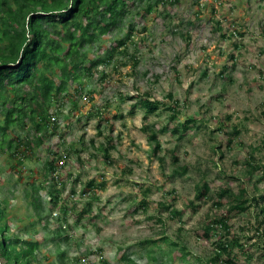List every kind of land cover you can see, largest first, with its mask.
<instances>
[{"label": "rangeland", "instance_id": "rangeland-1", "mask_svg": "<svg viewBox=\"0 0 264 264\" xmlns=\"http://www.w3.org/2000/svg\"><path fill=\"white\" fill-rule=\"evenodd\" d=\"M131 6L141 9L140 3ZM156 8V13L145 18L133 12L129 20L140 30L132 39L138 47L128 41V54L119 55L117 63L107 67L105 79L96 72L84 80V94H92V99H75L78 115L67 129L66 121L75 111L69 113L72 104L66 102L57 116L65 132L64 141L55 136L45 147L64 152L72 146L62 195L70 209L79 211L89 201L82 197L86 182L105 180V189L98 190L94 199V224L83 227L72 222L69 242L52 240L54 235L45 232L44 223L36 219L24 197L25 188H29L28 172L40 179L36 171L43 168L47 152L42 147L35 158L23 160L18 170L26 178L21 181V174L10 170L15 161L0 153V195L7 199L13 213L11 229L24 232V239L36 237L41 241L40 264H48L42 263L45 254L51 264H130L129 259L146 264L152 250L158 258L156 264H204L203 258L210 255L218 237L207 241L197 237L195 230L240 198L248 199L250 207L244 213H234L232 224L239 237L250 238L247 249L254 253V259L249 261L239 254L233 264H263L259 245L264 237L260 241L255 231L257 220L264 219V212H260L264 207V181L259 180L264 172V0H179L167 9L160 4ZM125 25V30L111 40L125 36ZM144 25L146 31H141ZM234 25L242 36L231 37ZM145 94L165 104L160 108L172 105L168 98L172 94L179 101L177 119L171 121L172 112L165 109L147 113L136 106L138 97ZM98 110L103 119L96 116ZM190 116L195 122L180 138V133L173 130H182ZM107 120L114 125L113 132ZM233 126H238L239 135L229 148L227 133H232ZM143 127L160 133L161 150L157 154L152 153ZM13 132L25 136L28 129ZM111 137L115 148L110 151L111 162L106 163L100 146ZM172 152L179 159L176 164ZM249 155L261 169L247 179L242 171ZM181 166L186 168L185 173H176ZM202 181L209 184L208 198L197 200V184ZM138 184L145 187L141 189ZM242 184L247 191L244 195L240 194ZM224 188L230 193L219 207L215 201ZM262 196L256 205L253 198ZM145 197L148 209L137 210ZM47 198L42 191L41 200L45 203ZM191 202L199 206L195 212ZM172 210L181 215L169 222ZM29 214L36 222L34 226L28 225ZM159 216L163 222L157 221ZM178 228L181 233L175 241L187 252L185 262L181 252L166 247L165 242L144 243L162 231L173 236Z\"/></svg>", "mask_w": 264, "mask_h": 264}, {"label": "trees", "instance_id": "trees-1", "mask_svg": "<svg viewBox=\"0 0 264 264\" xmlns=\"http://www.w3.org/2000/svg\"><path fill=\"white\" fill-rule=\"evenodd\" d=\"M178 1L0 0V153H6L12 162L15 161L10 170L21 174L19 178L21 181L26 178L22 171L18 170L23 165V160L35 158L37 151L42 147L44 152H47L43 168L36 171L40 179L36 178L32 171L28 172L29 188H25L24 197L36 219L44 223L45 232L54 235L52 240L62 238L64 242H69L71 240L69 232L73 223L83 227L94 224L97 218L93 211L96 192L105 189L106 186L105 180L101 182L89 180L82 190V197L89 201L79 211L76 210L77 208L73 210L68 207L67 202L62 198L66 186V179L63 176L65 168L70 165L72 146L64 152L50 147L45 148L47 142L55 136H59V139L64 141L65 132L57 116L62 113L66 102H71L72 109L69 113L75 112L66 121L67 129L78 115L76 112L79 108L75 99L81 96L83 100L90 102L93 97L92 94H84V80L94 76L96 72L101 73L105 79L107 67L113 62L117 63L119 55L128 54L126 48L128 41L131 40L133 46L138 47L139 43L133 42L132 39L135 34L140 33V30H136L129 20L133 12L145 18L157 12L158 4L164 10L168 5H176ZM135 2L141 4L140 10H133L131 5ZM125 24L128 25L125 36L122 38L116 36V39L111 40L112 36L125 30ZM217 25V29L221 31V23L218 22ZM237 27L234 25L231 37L242 36ZM141 31H146L145 25ZM222 37L225 38L226 35ZM108 43L110 46L106 48ZM122 48L124 51H121ZM132 57L136 60L135 55ZM234 59L232 54L231 60ZM100 67H103L101 71H99ZM168 98L173 101L172 105L160 108L165 104L152 100L150 94H145V97H138L136 106L144 108L147 113L165 109L172 112L169 119L174 121L180 113L179 101L175 100L172 94H169ZM102 114L101 110L96 111L99 119H103ZM52 117H55L54 121ZM194 122L195 118L190 116L183 123L182 130L175 128L173 133H180L181 138ZM168 124L161 130V134L167 130ZM27 129L28 133L25 136L14 135L15 130L22 132ZM109 130L110 132L114 130V125L111 123ZM143 131L153 146L152 153L160 152V133L149 131L148 127H143ZM231 131L232 133H227L230 135L227 139L229 148L233 146L234 139L239 135L238 126H233ZM100 148L104 151L105 162L110 163V151L115 148L112 137ZM178 160L176 153L172 152V162L176 164ZM254 161L256 159L249 155L243 163L242 174L247 175L245 176L247 179L254 175V171L261 169ZM185 171L184 166L176 168V173H185ZM259 180L264 181V172ZM139 187L142 189L145 186L139 185ZM209 189V184L205 181L197 184V200L208 198ZM42 191L48 195L45 203L41 200ZM240 192L242 195L247 193L244 184L241 185ZM229 193L227 188L221 190L215 201L216 205L221 207ZM71 195H75V191H72ZM262 198L263 196L253 198V201L259 205V199ZM6 200L0 195V264H40L41 259L38 258V254L41 250V241L36 237L24 239L22 237L24 232L12 231L11 223L14 218ZM238 201L240 202L216 214L212 220L205 223L203 228L195 230L197 237L200 236L199 238L207 241L212 237H218L217 242L210 248V255L203 258L204 264H233L234 258H239V254L249 261L254 259V253L247 249V240L250 238L239 237L232 224L234 213H244L250 207L248 199L240 198ZM195 205V202L190 203L194 212L199 207ZM148 207L149 203L145 197L137 210L141 208L147 210ZM260 212H264V207ZM180 215L177 210H172L168 221L171 222ZM28 218H30L28 225L34 226L36 222L30 214ZM157 221L163 222L161 216ZM261 227H264L263 218L257 220L255 231L260 241L264 237ZM241 228L247 231L245 226ZM180 233V228L173 236H168L162 231L160 236L146 240L144 243L155 245L159 241L165 242L166 247L181 252V260L185 262L187 252L179 248V244L175 241L180 237ZM259 247V256L264 264V242ZM235 250L238 252L236 253ZM147 258L146 264H156L158 261L153 250L147 254ZM50 259V256L45 254L42 263L51 264ZM170 260L173 261L171 258ZM128 261L130 264H136L133 260Z\"/></svg>", "mask_w": 264, "mask_h": 264}, {"label": "built area", "instance_id": "built-area-1", "mask_svg": "<svg viewBox=\"0 0 264 264\" xmlns=\"http://www.w3.org/2000/svg\"><path fill=\"white\" fill-rule=\"evenodd\" d=\"M55 117H52V121H54Z\"/></svg>", "mask_w": 264, "mask_h": 264}]
</instances>
